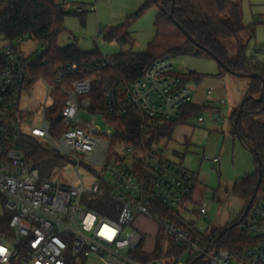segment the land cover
<instances>
[{
    "label": "built area",
    "instance_id": "2783aa9c",
    "mask_svg": "<svg viewBox=\"0 0 264 264\" xmlns=\"http://www.w3.org/2000/svg\"><path fill=\"white\" fill-rule=\"evenodd\" d=\"M54 1L69 4V0ZM88 11L83 6L77 13ZM28 38L8 40L0 23V264H188L200 256L207 258L206 264H264V152L261 183L241 224L252 243L229 250L216 248L186 219L197 176L169 157L168 144H163L169 138L150 143L159 127L184 121L187 107L194 104L190 81L176 71L175 58L156 61L142 78L131 81L89 74L114 69L113 57L85 63L83 68L60 65L49 81L36 74L46 44L36 41L37 55L25 58L19 46ZM85 70L89 73L84 74ZM79 73L84 76L63 86ZM94 83L101 87L105 115L136 119L137 131L130 135L134 142L120 138L106 116L92 110L89 96ZM38 85L44 87L46 99L36 124L34 115H25L21 104L24 95H32ZM60 89L65 96L61 113L65 129L56 135L49 112ZM213 94V90L207 92L208 100ZM220 105L219 114L225 100ZM222 120L219 116L213 122ZM206 123L202 115L197 117L199 127ZM32 138L71 160L77 169L86 166L96 180L91 192L83 181L79 187H70L61 176L43 177L29 159L27 141ZM144 139L147 144L141 142ZM218 162L213 159L214 164ZM108 176L113 180H107ZM87 193L93 198L84 207ZM98 199L113 202L106 208L110 215L90 207ZM164 209L170 216L161 213ZM197 213L206 217L207 203ZM140 217L159 225L154 251L142 246L144 237L134 226Z\"/></svg>",
    "mask_w": 264,
    "mask_h": 264
},
{
    "label": "rangeland",
    "instance_id": "374dc122",
    "mask_svg": "<svg viewBox=\"0 0 264 264\" xmlns=\"http://www.w3.org/2000/svg\"><path fill=\"white\" fill-rule=\"evenodd\" d=\"M65 5L71 13L65 19L66 31L59 37L61 47L76 46L82 51H99L103 57H113L122 52L144 53L156 36L155 21L159 12L153 7L144 13L130 29L135 46H123L117 42H106L104 30L124 24L128 18L139 11L148 0H70ZM241 8L242 23L245 28L236 39L224 41L231 56H236L240 48L245 49L250 67L264 69V0H233ZM87 6L88 12L74 15L79 7ZM94 7V11L90 10ZM25 58L37 55L40 45L32 38L26 39L20 46ZM176 71L189 74L194 72L202 77L201 83L190 81L194 91V104L203 107L201 115L207 123L203 127L192 116L179 124L172 136L163 144H168L169 157L195 174L194 201L189 204L186 219L195 223L197 230L209 238L217 230L225 229L241 219L246 202L235 190L248 177L258 172L256 156L250 152L235 135L233 115L249 94L252 79L238 77L224 72L217 61L195 56H181L176 59ZM213 90L211 100L207 92ZM46 99L44 87L38 85L32 95L25 94L21 108L25 115L33 114L34 123L41 120L42 105ZM225 100L223 111L220 101ZM222 117L214 123L213 119ZM264 121V117L261 119ZM102 129L103 121L98 119ZM47 148V147H46ZM49 150V148H47ZM57 154V153H56ZM59 155V154H57ZM60 156V155H59ZM218 158L217 164L213 159ZM43 177L61 176L62 183L70 187H79L84 182L85 189L91 192L95 178L86 166H77L67 158L54 159L49 163ZM97 179V178H96ZM107 180L112 181L111 176ZM92 195L87 193L83 206L89 207ZM203 203L208 205V215L201 217L199 211ZM135 228L144 237L142 246L149 252L157 247L156 237L159 225L156 222L135 223ZM242 229V227L240 226ZM206 261L207 258L201 259Z\"/></svg>",
    "mask_w": 264,
    "mask_h": 264
},
{
    "label": "trees",
    "instance_id": "16d2710c",
    "mask_svg": "<svg viewBox=\"0 0 264 264\" xmlns=\"http://www.w3.org/2000/svg\"><path fill=\"white\" fill-rule=\"evenodd\" d=\"M153 7L159 10L155 21L156 36L146 52H122L113 56L116 62L114 69L90 73L85 70L83 73L103 79L119 76L131 81L142 78L149 67L162 58L177 59L191 55L213 60L217 57L235 74H259L260 78L252 79L249 94L243 101L242 115L237 130L235 121L240 107L233 115V126L235 135L241 143L248 149L256 150L260 160H263L264 121L261 119L264 117V102L257 99L263 88L264 69L249 66L245 49L240 48L238 54L233 57L224 44L225 40L236 39L245 30L240 6L233 0H148L124 24L105 29L104 40L109 43L117 42L123 46H135L130 33L131 26ZM70 15L71 13L66 11L64 6L58 5L54 0H0V23L8 40H17L28 35L35 41L45 42L47 52L37 61L36 74L49 81L54 78L55 70L60 65L72 64L83 68L85 63L89 64L104 58L99 51L85 52L76 46L61 47L58 44L59 37L66 31L65 19ZM74 15L81 14L75 12ZM188 35L192 40L188 38ZM44 60H47V63H44ZM222 70L226 72L223 68ZM83 73L67 78L63 86L67 87L72 80L82 78ZM184 77L186 81H194L197 84L202 81V77L194 72ZM89 97L92 100V110L105 115L103 93L96 83ZM64 106L65 96L60 89L57 92L55 107L49 112L51 128L56 135L65 129L61 115ZM202 112L203 107L196 104L189 105L185 111L184 121L192 116H199ZM105 116L120 138L131 143L135 141L132 137L130 138V135L137 131L136 119H112ZM181 122L173 123L170 127H159L150 138V143L159 142L163 138L171 139ZM141 142L147 144L148 140L144 139ZM27 145L29 159L40 170L41 175L45 174L50 162L62 158L36 139H29ZM256 161L258 165L257 157ZM258 172L255 176L246 178L235 190L236 194L245 200L246 207L256 195ZM111 205H113L111 200L98 199L90 207L100 215L108 216L110 214L106 212V208ZM161 213L164 216H170L165 209ZM243 218L244 213L241 219L235 222L239 225L229 230L220 239L221 230H217L206 240L215 243L216 248L229 250L241 249L248 243H252L251 238L240 228ZM193 261L194 259H191L188 264H192ZM195 264H206V261L198 260Z\"/></svg>",
    "mask_w": 264,
    "mask_h": 264
},
{
    "label": "water",
    "instance_id": "95a60500",
    "mask_svg": "<svg viewBox=\"0 0 264 264\" xmlns=\"http://www.w3.org/2000/svg\"><path fill=\"white\" fill-rule=\"evenodd\" d=\"M188 38L190 40H192V38L188 35ZM215 61H217V63H219V65L229 74H234V75H237L238 77H247V78H250V79H254V78H260V75L259 74H248V75H244V74H235L230 68H228L223 62H221L217 57L214 58ZM258 101H261V102H264V82H263V88H262V92H261V95L260 97L257 99ZM243 104H241L240 108H239V112H238V116H237V119L235 121V129L237 130V126H238V122L241 118V115H242V107H243ZM248 149V148H247ZM250 152H252L258 159L259 163H258V168H259V178H258V183H257V187H256V192L260 186V183H261V179H262V170H261V161H260V158H259V155H258V152L256 150H253V149H248ZM253 200H254V197L250 200L249 202V205L246 207L245 209V212H244V217L247 215V213L249 212V209L251 207V204L253 203ZM239 223H233L232 225L226 227L225 229H223L220 234H219V239L224 236L229 230H231L232 228H235L236 226H238ZM203 256H200L199 258L195 259L193 261L192 264H195L199 259H202Z\"/></svg>",
    "mask_w": 264,
    "mask_h": 264
},
{
    "label": "crops",
    "instance_id": "0c3cea01",
    "mask_svg": "<svg viewBox=\"0 0 264 264\" xmlns=\"http://www.w3.org/2000/svg\"><path fill=\"white\" fill-rule=\"evenodd\" d=\"M69 3H71L70 0H69ZM196 105H197V104H196ZM148 222L150 223V222H152V221L148 220V219L145 218V217H140V218H138L137 221H136V223H140V224L148 223ZM158 235H159V232H158V234H157L156 241L158 240Z\"/></svg>",
    "mask_w": 264,
    "mask_h": 264
},
{
    "label": "flooded vegetation",
    "instance_id": "af4514ba",
    "mask_svg": "<svg viewBox=\"0 0 264 264\" xmlns=\"http://www.w3.org/2000/svg\"><path fill=\"white\" fill-rule=\"evenodd\" d=\"M258 170H259V168H258ZM258 173H259V172H258ZM222 230H223V229H222ZM222 230H221V231H222Z\"/></svg>",
    "mask_w": 264,
    "mask_h": 264
}]
</instances>
